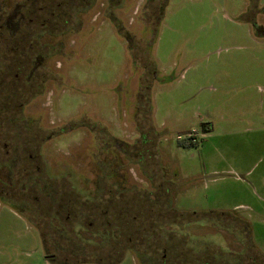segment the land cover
Segmentation results:
<instances>
[{"label":"rangeland","instance_id":"1","mask_svg":"<svg viewBox=\"0 0 264 264\" xmlns=\"http://www.w3.org/2000/svg\"><path fill=\"white\" fill-rule=\"evenodd\" d=\"M3 1L0 264H264V0Z\"/></svg>","mask_w":264,"mask_h":264},{"label":"flooded vegetation","instance_id":"2","mask_svg":"<svg viewBox=\"0 0 264 264\" xmlns=\"http://www.w3.org/2000/svg\"><path fill=\"white\" fill-rule=\"evenodd\" d=\"M5 1H3L2 3L5 5L4 8L5 10H3L2 8H0V15H2L3 13L5 14L7 11H9L8 9L10 8V6H8V8L6 9V3H4ZM13 11V10H12ZM18 11V7L17 10L15 12ZM12 13V12H11ZM14 13V12H13ZM8 15V14H7ZM71 32V31H70ZM73 33V32H72ZM72 33H70V35H72Z\"/></svg>","mask_w":264,"mask_h":264},{"label":"built area","instance_id":"3","mask_svg":"<svg viewBox=\"0 0 264 264\" xmlns=\"http://www.w3.org/2000/svg\"><path fill=\"white\" fill-rule=\"evenodd\" d=\"M188 137H189V139H191V140H190V141H191V142H190L191 144H195V143H197L195 135L190 134Z\"/></svg>","mask_w":264,"mask_h":264},{"label":"trees","instance_id":"4","mask_svg":"<svg viewBox=\"0 0 264 264\" xmlns=\"http://www.w3.org/2000/svg\"><path fill=\"white\" fill-rule=\"evenodd\" d=\"M190 145H193V144H190Z\"/></svg>","mask_w":264,"mask_h":264}]
</instances>
